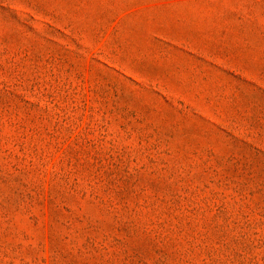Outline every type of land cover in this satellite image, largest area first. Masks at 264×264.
Here are the masks:
<instances>
[{
	"label": "rangeland",
	"instance_id": "374dc122",
	"mask_svg": "<svg viewBox=\"0 0 264 264\" xmlns=\"http://www.w3.org/2000/svg\"><path fill=\"white\" fill-rule=\"evenodd\" d=\"M0 264H264V0H0Z\"/></svg>",
	"mask_w": 264,
	"mask_h": 264
}]
</instances>
